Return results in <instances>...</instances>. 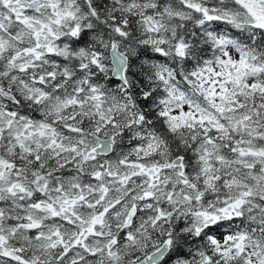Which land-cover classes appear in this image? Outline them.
Masks as SVG:
<instances>
[{
	"label": "snow or ice",
	"instance_id": "snow-or-ice-1",
	"mask_svg": "<svg viewBox=\"0 0 264 264\" xmlns=\"http://www.w3.org/2000/svg\"><path fill=\"white\" fill-rule=\"evenodd\" d=\"M0 264H264V0H0Z\"/></svg>",
	"mask_w": 264,
	"mask_h": 264
}]
</instances>
